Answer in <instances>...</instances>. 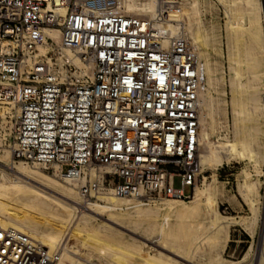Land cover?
I'll return each instance as SVG.
<instances>
[{
  "label": "built area",
  "instance_id": "built-area-1",
  "mask_svg": "<svg viewBox=\"0 0 264 264\" xmlns=\"http://www.w3.org/2000/svg\"><path fill=\"white\" fill-rule=\"evenodd\" d=\"M120 1L0 0V152L74 184L83 204L188 198L207 178L198 161L204 80L184 33L165 44L155 28L180 21V0H156L153 17L121 12ZM63 49L90 72L60 61ZM58 257L0 228V264Z\"/></svg>",
  "mask_w": 264,
  "mask_h": 264
},
{
  "label": "bare ground",
  "instance_id": "bare-ground-1",
  "mask_svg": "<svg viewBox=\"0 0 264 264\" xmlns=\"http://www.w3.org/2000/svg\"><path fill=\"white\" fill-rule=\"evenodd\" d=\"M219 1L225 5L229 15V20L226 23L227 55L230 68L235 73V79L232 80V95L227 103L230 105L234 137L225 135L222 140L212 141L211 135L218 107L212 100L207 102V93L203 92L202 88L199 94L198 154L201 167L213 163L221 164L233 158L249 157L259 161V156L264 151V149L262 151V144L259 141L263 131L261 118L264 119V69L261 66V56H264V0ZM257 5L262 11V20L259 21H256L252 16ZM118 9L128 14L153 17L158 10V3L156 0H121ZM194 9L195 4L186 7L180 2V21H156L155 28L166 36L165 44L169 41L168 37L184 33L189 47L197 56L198 69L203 78V69L205 70L206 63L201 52L198 51L201 38L197 29L198 22H191ZM65 10L61 9L62 13ZM46 32L55 35L56 40L59 41L58 30L47 29ZM46 50V47L41 48L42 53H45ZM63 54L64 57H61L60 61H63L64 58L72 60L77 66L79 75L90 72L89 68L72 51L63 49ZM244 75L247 76L246 80L241 78ZM262 86L263 91L260 92ZM225 112L227 117V110ZM225 121L227 122L228 119ZM11 175L15 177L13 178ZM213 177V182H215V174ZM213 182L206 187L205 210L212 213L211 223L215 230L210 235V239L215 246L221 238L226 241L229 239L230 226L223 223L224 219L221 220L223 215L217 210V192ZM69 184L75 188L63 184L51 174L40 171L38 167L26 160L14 161L10 152L3 150L0 154V228L19 229L50 251L57 250L59 257L56 264H85L72 256L73 246L68 245L69 243L65 244L63 241L66 235L65 231L74 222L72 236L82 237L83 245L86 248L97 250L108 258V264H181L179 258L193 263L192 258L202 249L204 238L197 239L192 232H186L182 237H179V232L174 228L175 225L180 224L179 221L188 217L195 208L200 206L204 192L199 191L197 187L193 191L192 205H188L185 200L179 202L176 199H166L161 201L157 207L146 205L143 207V203H133L132 198L116 195L101 196L100 199H104V203L93 201L81 204L77 200V194L80 195L78 189L74 184ZM257 185L258 181L248 182L246 180L240 191L246 193L245 188L251 190ZM123 204L130 206L133 210L118 211ZM60 215L64 216V220L58 222L56 219ZM160 215L162 217L158 218ZM98 217L102 218V222L93 223V220ZM172 218L175 219L174 223L170 222ZM254 219L255 217L246 219L247 221L243 219L244 227L250 228ZM129 233L137 234L144 240L132 237L135 240L132 245L130 240L125 241L126 238H123L125 234ZM151 237L154 238L151 240ZM147 241L160 246L162 251L155 255H151V252H136V249L138 251L139 248L136 246L148 244ZM134 245L135 250L133 249ZM140 246L142 247V245ZM165 251L172 252L175 257H171ZM259 257L258 262H261L263 256ZM208 258L212 259V256L209 255Z\"/></svg>",
  "mask_w": 264,
  "mask_h": 264
},
{
  "label": "rangeland",
  "instance_id": "rangeland-1",
  "mask_svg": "<svg viewBox=\"0 0 264 264\" xmlns=\"http://www.w3.org/2000/svg\"><path fill=\"white\" fill-rule=\"evenodd\" d=\"M180 2H182L183 5L186 7L195 4V9L193 10L194 14L192 16L191 22L194 21L198 22V28H197L198 34L201 35V38L199 39L200 48L198 49V51L201 52V55L202 57H204L203 59H205L204 61L206 63L205 70L203 69L204 71L203 92L207 93L206 95L208 101L207 100L206 101L209 103V101L212 100L218 107V111L215 114V124L213 125L214 128L212 130V135H211L212 141L215 142L218 140H222L225 135H229V137L233 138L234 127H233L232 116L230 113V105L227 102H229V100L231 99V95H232L231 83L232 80L235 79V75H234L235 73L230 68L229 58L227 55L228 44H227L226 23L229 20V15L227 14L226 7L219 0H182V1L180 0ZM254 11L255 12L252 13L254 19L256 21L262 20L261 19L262 11L259 10L258 5ZM261 58H262L261 66L264 69V56H261ZM241 78L243 80H246L247 76L244 75ZM262 91H263V86L260 89V92ZM225 110H227V117L225 115L226 114ZM225 119H228V121L226 122ZM263 120L264 119L261 118L262 121L261 128L263 129V131L261 133L262 136L260 135L259 138V141L261 142L260 144H262L261 145L262 151L264 149ZM263 153L262 155L259 156L260 162L258 161V159L257 160L250 159L249 157H246L247 159L233 158L228 162L224 161L221 164L213 163L211 165L208 166L206 165L202 167L204 168L203 175L207 176V178L205 180H202L200 184H197L195 187H197L199 191L204 192V194H202L203 200L201 201L200 206L194 209V212L192 214H190L186 218H183L182 221H179L180 224L175 225L174 228L177 232H179V237H182L184 234H186V232H192L195 235V237H197V239L204 238V241L202 242L203 243L201 247L202 249H200L198 253L192 258L193 263H190L188 261L186 262V260L179 258L181 264L184 263L185 264H194V263L222 264L223 262H224L223 264L225 263L226 264H264V226H263L264 225V156H263L264 154ZM0 154H2V151L0 152ZM40 171L44 172L41 169ZM214 174L216 177L215 182H213ZM11 177L14 178L15 176L11 175ZM245 178L248 182L258 181V185L256 188H253L251 190L245 188V192L247 194L242 193L240 191L241 186L246 182ZM57 179L65 185L74 187L73 185L59 178ZM211 182H213L214 188L217 192L216 207L217 210L223 215L221 216L222 217L221 220L224 219L223 223L228 224L230 226L229 239L226 241L224 240V238H221V240L222 239L223 240L222 241L219 240V243L217 242L215 246H213V242L210 239V235H212L213 231L215 230V228L211 223L212 213L207 212L205 210L206 209L205 191L207 189L206 187ZM175 184L176 186L180 185L178 178L176 179ZM195 187L191 189L190 187L186 188L187 193L190 194V197L188 198L166 197L156 202H147L144 200L139 201V199L135 200L134 198H132V202L143 203V207L146 206L157 207V205L163 200L176 199L179 202L185 200L186 202H188V205H192L191 200L193 197L192 195H193V191L195 190ZM77 200L79 201V203L83 204L81 196L79 194H77ZM94 201H98L100 203L105 202L104 199L94 200ZM131 210H133V208L131 209L130 206L125 204L121 205V208L118 209V211L121 212H127ZM161 217L162 216L160 215L158 218ZM251 217H255L253 225L250 228L244 227L243 219L247 221L246 219H250ZM56 220L58 222H61L64 220V216L60 215L57 217ZM101 222H102L101 217H98L93 220V223L95 224ZM170 222L174 223L175 219L172 218ZM74 224H72L73 226L70 225L67 228V230L65 231L66 235L63 240L65 244L69 243L68 245L73 246L74 250L73 252H71L72 256L76 259H79L85 264H93V263L108 264L109 263L108 258L101 255L97 250L90 249L89 247H87L88 248L87 249L86 246L83 245L84 241H82L83 240L82 237L77 238L72 236V232L75 227ZM124 237L126 238L125 241L130 240L129 242L132 245L135 243V240L132 237H135L140 240H144V238L133 233L125 234L123 238ZM153 238L154 237H151V240ZM147 243L148 244H139V246H136V248L139 247L138 251L135 248V245L133 249L134 250L136 249V252H141V253L151 252L150 253L151 255L158 254L160 253V251H162V248L160 246L155 245L151 241H147ZM140 245H142V247ZM142 248L143 250L141 251ZM165 252L169 254L171 257H175L172 252H168V251ZM209 255H211L212 259H214L215 261L209 259L208 258ZM260 255L263 256V260H261V262H258V257Z\"/></svg>",
  "mask_w": 264,
  "mask_h": 264
}]
</instances>
